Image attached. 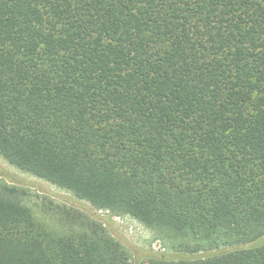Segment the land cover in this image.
<instances>
[{
  "label": "trees",
  "instance_id": "16d2710c",
  "mask_svg": "<svg viewBox=\"0 0 264 264\" xmlns=\"http://www.w3.org/2000/svg\"><path fill=\"white\" fill-rule=\"evenodd\" d=\"M0 157L200 259L264 264V0H0ZM0 185V264H132L79 208Z\"/></svg>",
  "mask_w": 264,
  "mask_h": 264
},
{
  "label": "rangeland",
  "instance_id": "374dc122",
  "mask_svg": "<svg viewBox=\"0 0 264 264\" xmlns=\"http://www.w3.org/2000/svg\"><path fill=\"white\" fill-rule=\"evenodd\" d=\"M0 185L15 186L24 189V201L29 205L39 221L49 223L43 217L42 207L47 204L67 205L79 208L91 218L103 223L107 231L130 254L132 264L146 263L151 258L170 260L200 259L217 253V250L186 253L178 251L180 239H175L161 230H151L136 220L124 216L115 217L107 211H97L88 203L75 199L70 193L58 189L51 184L20 172L0 157Z\"/></svg>",
  "mask_w": 264,
  "mask_h": 264
}]
</instances>
